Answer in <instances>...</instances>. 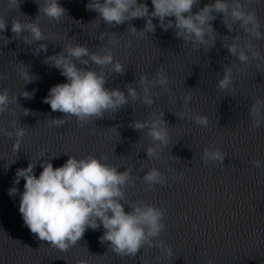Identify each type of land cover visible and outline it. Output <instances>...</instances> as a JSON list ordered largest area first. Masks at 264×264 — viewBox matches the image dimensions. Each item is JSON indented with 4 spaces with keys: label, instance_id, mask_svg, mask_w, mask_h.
Returning <instances> with one entry per match:
<instances>
[{
    "label": "clouds",
    "instance_id": "1",
    "mask_svg": "<svg viewBox=\"0 0 264 264\" xmlns=\"http://www.w3.org/2000/svg\"><path fill=\"white\" fill-rule=\"evenodd\" d=\"M252 0H215L206 4L199 11L193 13L192 9L198 0H151L153 10L150 12L147 3L138 0H89L86 9L98 13V17L109 26L124 24L133 19H145L144 28L137 30L130 28L134 36H145L146 33H155L156 25L153 18H158L160 27L167 31L175 28V35L185 41H190L194 50L199 46H207L215 41V31L212 27L216 14H222L224 23L229 31L232 24L239 23L242 31L254 40L264 39V32L257 19L255 9H249L247 5ZM20 0H8L10 7H18ZM39 5V4H38ZM43 7L39 5V14L43 13L51 20L59 22L66 14L59 0H43ZM36 17V19H37ZM174 17L172 19H167ZM35 20L23 23L19 19L11 21L13 37H22L24 42L32 44L46 39L39 24ZM229 21L231 23H229ZM6 29V20L0 18V33ZM27 33L28 35H23ZM7 45L10 40L0 36ZM110 44H117L118 40L111 39ZM131 41L125 45L129 47ZM233 56L237 57L241 64H246L250 57L258 61L264 60V55L256 49L251 41L243 47L237 43L225 45ZM47 52V45L41 43L37 52ZM87 58V59H85ZM76 61L87 65L91 61L95 65H111L115 73H123L124 65L114 59L111 48H105L102 52H90L84 45L66 44L62 52L47 56L46 62L57 68L60 74L66 78L65 83H59L49 89L43 102L50 105L52 111H59L65 116L75 117L83 126L93 118H102L105 113L115 112L117 109L136 100L138 93L131 85L128 86L127 96L119 89H108L103 72L84 69L77 66ZM19 76L25 84L33 81V75L26 65L20 64ZM0 79L4 76L0 74ZM155 83L165 87L169 78L161 68L156 74ZM143 86V103L152 105L154 100L150 94L146 76L140 77ZM217 87L221 91H229L233 88L232 68L225 67L224 75L218 80ZM21 96L32 99L34 92L23 91ZM186 101L192 100L189 92L185 96ZM18 103L17 97H10L7 89L0 91V115L12 111L11 105ZM29 110L24 109V115ZM13 115L14 112H13ZM183 118L184 113H176ZM251 126L259 128L264 125V99L256 98L249 107ZM194 122L207 127L208 118L202 115L193 117ZM66 123L64 119L51 120L55 127H61ZM13 131L0 126V134L11 138L14 134L13 151L18 153L23 138L26 135L24 127H18L13 119L10 123ZM139 132L147 129V135L151 137L155 146L146 149L149 159L159 158L161 147H166L170 142L169 131L163 114H153L152 118L144 121H133L130 125ZM226 154L219 149L205 148L202 160L205 163L218 162L223 165ZM43 157V156H42ZM14 162V161H13ZM256 168L264 166V161L255 160ZM36 163L31 161L26 168H19L14 177V185H19L21 178L25 181L24 190L20 193L19 212L22 215L24 225L36 235L37 239L48 242L51 246L68 251L76 246L84 236L87 229L96 230L103 227L101 243L110 242L111 250L122 257H135L141 249L153 246V239L158 238L166 230L163 223L165 211L147 202L131 203V211L126 212L124 205L129 203L125 196V187L133 183L134 178L130 170L117 171V167L109 166L101 158L85 156L76 158L69 156L67 161L59 167H53L51 162L42 163V171L39 176L34 173ZM144 183L149 186L164 185L167 177L157 168L147 171L143 177ZM13 186L9 189V195L18 192ZM167 257L174 255L170 246L163 241L158 245ZM208 264H213L212 260Z\"/></svg>",
    "mask_w": 264,
    "mask_h": 264
}]
</instances>
